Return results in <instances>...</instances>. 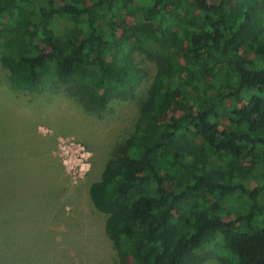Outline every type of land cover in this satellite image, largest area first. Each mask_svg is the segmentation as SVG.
<instances>
[{
  "label": "trees",
  "instance_id": "16d2710c",
  "mask_svg": "<svg viewBox=\"0 0 264 264\" xmlns=\"http://www.w3.org/2000/svg\"><path fill=\"white\" fill-rule=\"evenodd\" d=\"M136 52L157 73L89 189L119 264H264V0H0V66L30 101L101 113L147 77Z\"/></svg>",
  "mask_w": 264,
  "mask_h": 264
},
{
  "label": "rangeland",
  "instance_id": "374dc122",
  "mask_svg": "<svg viewBox=\"0 0 264 264\" xmlns=\"http://www.w3.org/2000/svg\"><path fill=\"white\" fill-rule=\"evenodd\" d=\"M59 32L71 24L55 21ZM147 77L128 98L90 113L59 87L34 101L23 97L0 66V258L3 264H119L105 233L107 216L89 189L114 148L133 131L156 62L136 52ZM236 196L222 213L247 214ZM254 228L264 229V213ZM0 259V264H1ZM204 264H223L212 258Z\"/></svg>",
  "mask_w": 264,
  "mask_h": 264
}]
</instances>
